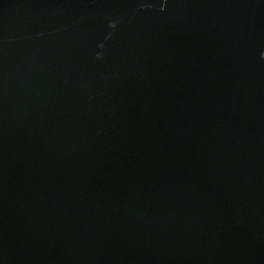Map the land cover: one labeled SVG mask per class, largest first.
<instances>
[{
    "label": "water",
    "instance_id": "water-1",
    "mask_svg": "<svg viewBox=\"0 0 264 264\" xmlns=\"http://www.w3.org/2000/svg\"><path fill=\"white\" fill-rule=\"evenodd\" d=\"M0 264H264V0H0Z\"/></svg>",
    "mask_w": 264,
    "mask_h": 264
}]
</instances>
